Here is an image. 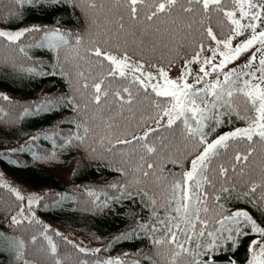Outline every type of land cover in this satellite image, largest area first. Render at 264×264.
I'll return each instance as SVG.
<instances>
[{
  "label": "trees",
  "instance_id": "trees-1",
  "mask_svg": "<svg viewBox=\"0 0 264 264\" xmlns=\"http://www.w3.org/2000/svg\"><path fill=\"white\" fill-rule=\"evenodd\" d=\"M93 2L95 8L90 7ZM125 7L123 0L119 6L117 0H71L68 3L62 0L59 4L25 0L20 7L9 0H0V24L39 26L47 31L58 29L68 41L52 47L43 31L28 32L15 42L0 37V166L34 187L46 188L36 203L38 219L32 222V228L23 223L14 224L10 216L16 205L0 197V264H24L25 260L29 264H40V256L28 254L30 245H35L36 251L44 249L42 253L50 257V264H55L56 260L61 264H105L109 260H118L121 264H171L173 246L153 241L165 235L158 220L167 218L166 207H170L166 205L172 195L169 173L178 177L188 169L187 161L197 153L195 142L186 137L180 121L172 128L164 127L167 123L164 121L149 141L159 148V138L167 137L166 154L180 163H167L162 156L146 153L133 136H141L157 127V124L149 125L152 120L144 123L150 115H155L156 109L152 107L151 95L145 98L139 93L136 98L137 85L129 81L108 77L105 86L109 95L102 98L99 105L93 101L92 84L107 77V63L103 68L98 66L91 49L94 42L105 38L109 29L114 30L117 13L123 12ZM193 7L197 8L195 17L180 16L184 23L192 22L193 29L179 33V48L163 47L169 43L164 40L158 42L155 52L146 46L142 53L136 51L133 56L162 66L190 58L203 31L196 21L205 19L198 6ZM205 24L212 27L217 37L230 33L228 22L217 13H212L211 20L205 19ZM168 27L172 25L169 23ZM210 42L207 37L203 38L206 47ZM101 46L105 51H115L114 47ZM84 83L89 87L84 88ZM125 86L133 93L131 106H122L112 95ZM122 95L127 97V93L122 92ZM234 106L245 115L242 99L236 98ZM223 119L224 123L215 131L205 129L208 139L226 127L246 126V121L235 113ZM207 123L210 128L215 126L212 120ZM122 139L133 142H117ZM228 143V149L219 150L205 172L214 185H203L209 193V211H201L200 215L208 220V228L203 237L193 236L186 247L203 251L213 239L207 232L214 231L216 243L221 245L212 254L218 264H227L229 257L240 264L249 254L250 242L259 235L239 237L235 251L229 252L225 249L230 242L224 239L229 223L225 221V228L220 229L216 221L237 209H246L264 227V216L247 202L252 199L259 204L264 187L257 188L250 197L244 195L252 183L261 184L264 179V150L257 145V152L247 164L237 163L234 155L246 151L247 144L242 141ZM52 157L57 160L56 166L49 163ZM146 162L157 165L149 170L148 177L143 175V171L148 170ZM220 165L229 169L227 176L220 174ZM222 186L233 190L220 193ZM217 194L221 195L219 204L223 208L212 199ZM152 199L156 200L155 206ZM53 223L86 230L91 239L99 243V251H79L81 248L58 232ZM153 226L158 230L153 231ZM46 237L56 245L55 253ZM178 239L183 242L182 236ZM197 242L202 246L200 249L195 248ZM177 264H187V261L181 256Z\"/></svg>",
  "mask_w": 264,
  "mask_h": 264
},
{
  "label": "snow or ice",
  "instance_id": "snow-or-ice-1",
  "mask_svg": "<svg viewBox=\"0 0 264 264\" xmlns=\"http://www.w3.org/2000/svg\"><path fill=\"white\" fill-rule=\"evenodd\" d=\"M24 2L25 0H9V3L17 7L22 6ZM28 2L32 3L33 0H28ZM47 2L59 4L62 0H47ZM63 2L68 3L71 0H63ZM120 3L121 0H117L118 6ZM123 3L126 7L123 12L117 13L114 30L109 29L105 38L100 42H94L91 49L92 54L97 58L98 66L103 68L107 63V77L92 84L93 101L99 105L102 98H107L109 95L106 90L107 86H105V80L108 77L113 80L119 78L137 85L138 96L136 98L139 97V93H143L145 98L151 95L152 107L156 109V112L155 115H150L144 123L148 120H155L157 127L145 131L141 136H133V140L140 143L146 153L162 156L163 160L171 164L180 162L167 156L166 150L169 146V142H166L167 137L159 138V148L156 143L149 141V137L152 133L159 131L160 122L165 118H167V123L164 127L167 128H172L177 121H180L186 137L194 140L197 154L187 161L188 170L180 173L178 177L177 174L169 173L172 195L166 201V205L170 207H166L167 218L158 220V223L163 226L162 231L165 235L164 238L156 239L153 243L158 245L167 243L173 246L171 264H177V258L181 256L187 264H218L212 255L217 248L221 247L216 243V232H207V235L213 239L204 246L203 251H193L186 245H190L193 236L197 234L203 237L208 228V220L202 219L200 213L209 211L207 207L209 193L203 189V185L208 184L214 187L205 174L212 158L219 155V150L228 149L229 141H242L247 144L246 151L234 155L233 159L237 163L247 164L253 153L257 152V145L264 150V0H123ZM193 5L198 6L201 15L207 20H211L212 13L223 16L229 24L230 34L226 38H218L212 27L205 24V19H199L196 23L203 29L200 33L201 41L196 44L191 57L184 61L180 77L170 78L168 72L159 64L155 65L156 75L152 72H143L146 63L149 66L154 65L150 60L146 61L141 57H137L136 61L132 62L133 54L136 51L142 53L146 46H150V50L155 52L158 42L164 40L169 43L163 44V47L179 48L180 44L177 41L179 33L185 29L189 31L193 29V23H184L180 16L189 14L195 17L197 8ZM90 7L95 8L96 4L93 2ZM169 23L172 25L171 28L168 27ZM42 31L44 38L49 40L52 47H57L60 43H68L58 29L47 31L39 26L14 32L0 31V37L15 42L28 32L40 33ZM204 37L215 42L216 47H206L203 43ZM237 37H243V39L237 40L233 46V40ZM77 43H79V38ZM101 45L114 47L117 54L105 51ZM20 51H23V48ZM206 51L210 53L209 56L203 55ZM244 53L248 55L241 61L239 70L236 67L227 68ZM217 56L220 57L218 61ZM193 64L199 65L195 74L190 67ZM226 68L227 71H225ZM213 73L216 74L215 77L210 78ZM80 75L84 74L80 73ZM189 77H191V82H189ZM82 86L89 87L87 83ZM122 92L127 93L126 98ZM112 95L119 99L122 106L133 104L134 97L130 87L125 86L122 91H115ZM4 98L7 99V97ZM236 98L242 99L245 115H241L239 107L234 106ZM232 113H235L239 119L245 120L246 126L237 127L209 141L208 132H205V129L208 128L209 132L215 131L216 127L224 123L223 118ZM209 120L214 122V127H209L207 123ZM109 127L112 125L109 124ZM85 132L87 133V129ZM117 142L131 144L133 141L122 139ZM140 159L144 160V156ZM156 166L155 163L146 162L148 170L143 171V175L150 176L149 170ZM232 170L235 171V167ZM219 172L227 176L229 169L220 165ZM261 187H264V179L261 184L252 183L244 195L250 197L256 193L257 188ZM232 190L222 186L219 192L230 193ZM12 191L19 200L25 199L19 191L15 189ZM144 195L147 196L148 193L145 192ZM129 196H131L130 193ZM212 199L220 208H223V205L219 204L221 195H214ZM259 199V204L252 199L247 202L264 216V196ZM33 202L32 198H28L29 205ZM151 203L155 206L156 200L152 199ZM20 215L23 219L12 217L14 224H21L28 219L23 215V209ZM225 221H228L229 227L224 239L230 242L225 250L234 252L239 237L258 234L260 239H253L249 244V257L246 259V264H264V227H261L246 209H237L223 219H218L216 223L220 229L225 228ZM152 230L158 229L153 226ZM180 236L183 237V242L179 241ZM46 239L51 246V251L55 253L56 245L51 238L46 237ZM201 247V244L197 242L195 248L200 249ZM79 251L84 252L85 249L81 248ZM197 257H202V259H197ZM24 264H29V261L25 260ZM55 264H61V262L56 260ZM105 264H121V262L109 260ZM227 264H238V262L229 257Z\"/></svg>",
  "mask_w": 264,
  "mask_h": 264
},
{
  "label": "rangeland",
  "instance_id": "rangeland-1",
  "mask_svg": "<svg viewBox=\"0 0 264 264\" xmlns=\"http://www.w3.org/2000/svg\"><path fill=\"white\" fill-rule=\"evenodd\" d=\"M228 7H231V6H228ZM22 29H26V26L12 27V26H9L7 24H3V23L0 24V31H13L14 32L17 30H22ZM229 34L230 33H228L225 36H218V38H221V39L226 38ZM241 39H243V37H237L236 40H233V46H235L237 40H241ZM207 47L215 48L216 47L215 42L208 43ZM106 51H110L113 54H117L115 51H111V50H106ZM203 55L209 56L210 53L206 51L203 53ZM247 55H248V53L242 54L238 60L230 63L227 66V68H232V67H236L237 69L240 68L241 61H243L245 56H247ZM136 59H137V57L133 56L132 62H135ZM219 59H220V57L217 56V61ZM184 61L185 60H182L181 62H174L170 65H164V66L160 65V66L164 67V70L168 72V75L170 78L176 79V78L180 77V75L183 71ZM152 65H154V66H149L146 63L144 68H143V72H145V73L152 72L154 75H156L157 74V68L155 67V64H152ZM198 66L199 65H197V64H193L190 66L193 74H195ZM227 68L225 69V71H227ZM215 75L216 74L213 73L212 77H210V78H214ZM189 82H191V77H189ZM164 121H167V118H165L161 122H164ZM155 124H157L155 120H152L149 123L150 126L155 125ZM237 127H245V126L244 125H234V126L226 127L222 130H219L214 135H212L208 140L211 141L216 136L224 134V133L229 132V131H232ZM49 163L53 166H56L57 160L53 159V157H52L49 160ZM50 164H47V165H50ZM49 167H52V166H49ZM13 189L19 191L20 194L25 197V199L23 201L19 200L16 197L15 193L12 191ZM44 189H46V188L45 187L40 188V187L32 186L29 182H26V180H23L22 178H17L11 172H8L7 170H5L3 167L0 166V197H2V200H4V197H6L9 200H11V202L13 203V206L16 205V208L11 213V216H10L11 219L13 216H16L17 219H23V217L20 215L21 209H23V215L28 217V219L25 220L23 222V224L28 226V228H32V222L37 218L36 213H35L36 203L38 202L39 196L44 193L43 192ZM28 198H32L34 201L31 205L28 204ZM46 224H47V222H46ZM53 227L58 232L62 233L67 239L69 238L73 243H75L80 248H83L85 250H92V249L95 250L99 246V243L94 241L93 239H91V237L88 235L86 230H74V229L67 228V227L60 225V224L57 225L55 223H53ZM254 239H260V237L254 238ZM34 248H35V245H30L28 254H31L33 257L34 256H36V257L40 256V260H39L40 264H50V263H48V261L50 260V257H48L47 255H44L42 253L44 249L42 251L41 250L36 251V250H34ZM248 257H249V254H248L247 258ZM246 259L243 262H241L240 264H246ZM45 262H47V263H45Z\"/></svg>",
  "mask_w": 264,
  "mask_h": 264
}]
</instances>
